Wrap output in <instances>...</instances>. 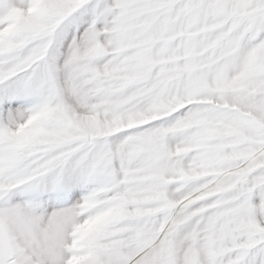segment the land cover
<instances>
[{
	"label": "snow or ice",
	"instance_id": "6c2138e0",
	"mask_svg": "<svg viewBox=\"0 0 264 264\" xmlns=\"http://www.w3.org/2000/svg\"><path fill=\"white\" fill-rule=\"evenodd\" d=\"M0 264H264V0H0Z\"/></svg>",
	"mask_w": 264,
	"mask_h": 264
}]
</instances>
